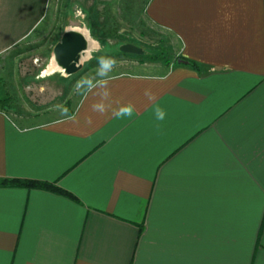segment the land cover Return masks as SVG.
<instances>
[{
  "label": "crops",
  "instance_id": "0c3cea01",
  "mask_svg": "<svg viewBox=\"0 0 264 264\" xmlns=\"http://www.w3.org/2000/svg\"><path fill=\"white\" fill-rule=\"evenodd\" d=\"M51 3L0 0V57ZM146 17L199 69L99 81L42 125L0 111V179L77 200L0 188V264H264V0H150Z\"/></svg>",
  "mask_w": 264,
  "mask_h": 264
},
{
  "label": "rangeland",
  "instance_id": "374dc122",
  "mask_svg": "<svg viewBox=\"0 0 264 264\" xmlns=\"http://www.w3.org/2000/svg\"><path fill=\"white\" fill-rule=\"evenodd\" d=\"M150 0H52L44 24L0 57V111L31 118L26 125L73 113L95 83L126 75L159 76L178 66L179 45L146 17ZM68 28H88L96 45L75 75H45ZM127 45L143 56L122 52ZM92 55V56H91ZM102 61H112L108 68Z\"/></svg>",
  "mask_w": 264,
  "mask_h": 264
},
{
  "label": "water",
  "instance_id": "95a60500",
  "mask_svg": "<svg viewBox=\"0 0 264 264\" xmlns=\"http://www.w3.org/2000/svg\"><path fill=\"white\" fill-rule=\"evenodd\" d=\"M88 40L78 32L63 35L54 48V60L69 75H75L82 69L81 56L88 50ZM122 52L129 55L143 56L144 51L136 46L127 45Z\"/></svg>",
  "mask_w": 264,
  "mask_h": 264
},
{
  "label": "trees",
  "instance_id": "16d2710c",
  "mask_svg": "<svg viewBox=\"0 0 264 264\" xmlns=\"http://www.w3.org/2000/svg\"><path fill=\"white\" fill-rule=\"evenodd\" d=\"M178 65H185L189 66L193 69L198 70L199 66L197 63L189 61L184 58H180L178 61ZM0 188H17V189H26V190H38L53 193L67 199H70L74 202H77L75 197H73L68 192L60 189L54 184L50 183H43V182H35V181H25V180H7V179H0Z\"/></svg>",
  "mask_w": 264,
  "mask_h": 264
},
{
  "label": "bare ground",
  "instance_id": "6f19581e",
  "mask_svg": "<svg viewBox=\"0 0 264 264\" xmlns=\"http://www.w3.org/2000/svg\"><path fill=\"white\" fill-rule=\"evenodd\" d=\"M87 40H88V50L82 54L81 56V61L82 63H85L87 59L90 58V51L94 50V46L96 45L88 36H87ZM92 56V55H91ZM54 62L49 66L48 70L45 71V75H51V74H56V73H63L66 75V73L64 72V70L57 64V62L55 60H53Z\"/></svg>",
  "mask_w": 264,
  "mask_h": 264
},
{
  "label": "clouds",
  "instance_id": "9594fccd",
  "mask_svg": "<svg viewBox=\"0 0 264 264\" xmlns=\"http://www.w3.org/2000/svg\"><path fill=\"white\" fill-rule=\"evenodd\" d=\"M102 63H103V66L105 68H108L111 65V63H113V62L112 61H102ZM126 111H130V110H126ZM158 115L160 116V118L163 117V113L162 112L158 113Z\"/></svg>",
  "mask_w": 264,
  "mask_h": 264
}]
</instances>
